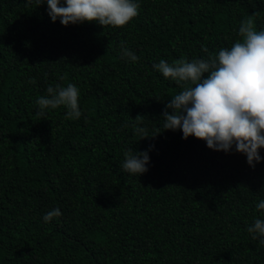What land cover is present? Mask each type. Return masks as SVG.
I'll use <instances>...</instances> for the list:
<instances>
[{
  "label": "trees",
  "instance_id": "16d2710c",
  "mask_svg": "<svg viewBox=\"0 0 264 264\" xmlns=\"http://www.w3.org/2000/svg\"><path fill=\"white\" fill-rule=\"evenodd\" d=\"M136 2L128 25L104 28L0 0V264H264L247 231L264 219V161L253 169L235 147L163 131L166 102L182 89L153 68L231 47L254 13L264 30V0ZM121 42L137 62L121 57ZM69 83L81 117L37 115L47 87ZM140 115L154 138L134 133ZM127 149L148 151V172L123 171Z\"/></svg>",
  "mask_w": 264,
  "mask_h": 264
},
{
  "label": "clouds",
  "instance_id": "9594fccd",
  "mask_svg": "<svg viewBox=\"0 0 264 264\" xmlns=\"http://www.w3.org/2000/svg\"><path fill=\"white\" fill-rule=\"evenodd\" d=\"M31 2V0H29ZM38 7L48 5L52 22L60 21L65 27L85 22L123 28L138 15L136 0H35ZM254 13L241 21L238 39L229 48H221L205 59L180 58L172 63L163 59L153 68L166 79L173 80L182 90L166 102L162 114L163 131H182L183 139L195 137L204 141L209 149L217 152L236 151L247 157L253 169L264 161V30L257 31ZM121 57L135 63L137 55L121 42ZM208 53L206 46L202 47ZM35 83V80H30ZM47 94L37 98V115L47 110L63 107L66 120H77L79 89L72 83L66 87L48 86ZM144 116H137L133 131L142 139L148 130L140 127ZM121 165L124 172L143 175L150 163L148 151L134 152L127 149ZM257 210L264 212V199L257 203ZM59 208L49 210L43 217L45 223L59 217ZM247 231L264 246V219L256 218Z\"/></svg>",
  "mask_w": 264,
  "mask_h": 264
}]
</instances>
